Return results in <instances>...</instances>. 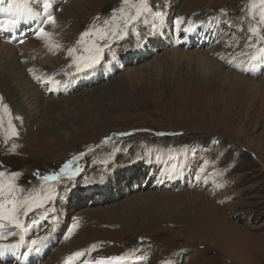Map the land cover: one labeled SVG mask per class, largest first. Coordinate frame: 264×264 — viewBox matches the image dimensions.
<instances>
[{
  "label": "rangeland",
  "instance_id": "374dc122",
  "mask_svg": "<svg viewBox=\"0 0 264 264\" xmlns=\"http://www.w3.org/2000/svg\"><path fill=\"white\" fill-rule=\"evenodd\" d=\"M148 4L82 71L81 34L124 27L120 10L135 9L123 0H52L56 22L43 27L60 26L58 48L26 32L35 20L0 31V182L18 199L52 197L21 214L23 229L4 222L0 244L25 243L0 264H66L79 251L73 264H264V25L249 31L260 0ZM30 7L41 25L42 3Z\"/></svg>",
  "mask_w": 264,
  "mask_h": 264
},
{
  "label": "snow or ice",
  "instance_id": "6c2138e0",
  "mask_svg": "<svg viewBox=\"0 0 264 264\" xmlns=\"http://www.w3.org/2000/svg\"><path fill=\"white\" fill-rule=\"evenodd\" d=\"M4 0H0V4H2ZM43 6L44 10V19L41 22V25L38 27L36 31V35L38 38H42L45 40L46 44L49 46V48H58L60 45L56 44L52 39L50 33L46 32L44 30L43 25L44 24H55V16L52 14V12L49 11V9L52 8V0H40ZM31 0H14L13 7L15 8L14 15L5 22H0V27L7 28V27H16L18 23L21 22V20L25 16H31L33 15V10L30 7ZM260 3L262 7L258 11V16L256 12H252V18L253 20H256V24L250 25L249 31L253 35H259L261 30V25H264V0H260ZM124 5H128L131 8L135 9V12H126L123 8L120 10L121 16L119 19L123 21L124 27H121L119 23L116 24H110L109 21H105V25L107 27L105 28H96L95 25H93L88 31L81 34L80 40L78 43L85 44L84 52L88 53V55H77L75 59L73 60V63L76 65L77 71H82L85 68H92L96 64L100 63V61L103 59V52L104 47L99 44L97 41H103L105 39H112L116 38L118 34L120 36L126 34V27L129 24L130 21L139 19L140 16L145 12H150L151 8L148 4V0H123ZM36 15H39V13H36ZM113 20L117 19L116 12L114 11ZM179 23V21H178ZM190 28H186L185 31H190ZM89 36L96 37L95 40H92L90 43L86 42L85 38ZM261 39H264V37H260ZM74 53H76V48H71L68 50V54L72 56ZM115 54L113 53V56ZM2 100V98H0ZM5 110H7V106L5 105ZM18 119H20L18 117ZM11 135L18 136L19 133L16 131L15 127H12ZM16 145H13V150L15 149ZM69 166H66V168ZM64 171V170H62ZM5 173L0 172V177H3ZM19 175V174H13ZM59 177L57 175H50V176H44L42 179L44 181L49 180H56ZM16 189L13 185L9 184L5 186L2 182H0V229H3L5 227L4 222L7 221L8 224L13 225L15 228L23 229L25 226L21 223L20 216L21 214L27 216V214L31 211H33L35 208H42L45 206V203L47 201H50L52 199L51 196H43V197H36V196H30L28 198L24 199H18L15 195ZM77 227L76 224H73L72 230H74ZM69 232V235L71 234V231ZM14 234V233H12ZM5 238L4 233L0 231V239ZM67 238V237H66ZM25 243L23 234L20 236V243L14 246L10 245H3L0 244V251L6 250L9 247H20ZM40 243V240H32L31 244L33 246ZM96 245H93L92 248L88 251L95 250ZM28 251L31 252L32 248H28ZM85 255V251H79L74 253L72 256L68 257V260L66 261V264H73V261L76 258H80ZM125 257H112L111 260L114 261H122ZM96 264H103L102 261L96 262Z\"/></svg>",
  "mask_w": 264,
  "mask_h": 264
},
{
  "label": "bare ground",
  "instance_id": "6f19581e",
  "mask_svg": "<svg viewBox=\"0 0 264 264\" xmlns=\"http://www.w3.org/2000/svg\"><path fill=\"white\" fill-rule=\"evenodd\" d=\"M0 18H2L3 20H5L4 19V14L3 13H0ZM34 20H35V22H34ZM5 22V21H4ZM34 22V24H36L37 22L39 23V26H40V19L39 18H34L32 15L31 16H25L22 20H21V22L20 23H18L17 25H16V27H7V28H2V27H0V31L1 32H4V33H6V34H8V33H12V34H14V32H15V30L18 28V26L19 27H21V26H29V25H32V23ZM39 26H35L34 28H33V26H32V28L33 29H30L29 31H26L27 33H30V32H33V31H37V29H38V27ZM60 29V26L59 25H52L51 27H49L48 29H47V31L46 32H48V33H50V35H51V38H52V40L53 41H56L54 38L56 37L55 35H56V32H57V30H59ZM191 33H193V31H189L188 32V35L189 36H191ZM144 53V52H143ZM143 53H141L140 54V56H142L143 55ZM94 81V80H93ZM53 87V88H52ZM80 87V86H79ZM51 89H57V87L54 85V84H52V86H51ZM65 98V97H64ZM67 98V97H66ZM73 99V97H70L69 98V101L71 102V100ZM78 99V98H77ZM65 100H68V99H65ZM74 100V99H73ZM59 103V104H58ZM49 105H52V107H55V108H57L60 104H61V102H57V101H50L49 103H48ZM63 104V103H62ZM69 105V104H68ZM64 106V105H63Z\"/></svg>",
  "mask_w": 264,
  "mask_h": 264
}]
</instances>
